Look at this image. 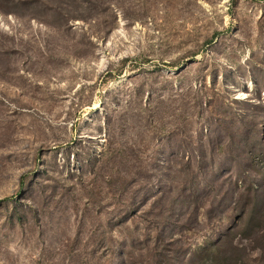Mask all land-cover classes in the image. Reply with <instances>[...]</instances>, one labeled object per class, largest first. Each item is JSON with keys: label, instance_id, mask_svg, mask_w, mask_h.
I'll return each mask as SVG.
<instances>
[{"label": "rangeland", "instance_id": "374dc122", "mask_svg": "<svg viewBox=\"0 0 264 264\" xmlns=\"http://www.w3.org/2000/svg\"><path fill=\"white\" fill-rule=\"evenodd\" d=\"M0 264H264V0H0Z\"/></svg>", "mask_w": 264, "mask_h": 264}]
</instances>
